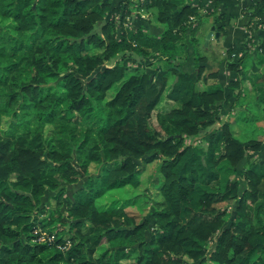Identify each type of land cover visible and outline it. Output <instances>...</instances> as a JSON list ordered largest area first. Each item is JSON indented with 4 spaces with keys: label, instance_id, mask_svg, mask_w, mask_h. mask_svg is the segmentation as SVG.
Masks as SVG:
<instances>
[{
    "label": "trees",
    "instance_id": "trees-1",
    "mask_svg": "<svg viewBox=\"0 0 264 264\" xmlns=\"http://www.w3.org/2000/svg\"><path fill=\"white\" fill-rule=\"evenodd\" d=\"M133 2L0 0V264H264V132L243 127L264 125V0L245 13L262 56L232 59L229 85L199 50L183 66L187 35L195 46L205 17L223 13L205 0L142 2L158 8L157 34L130 25ZM155 161L162 200L140 218L128 207L141 195L102 200ZM51 197L67 214H50ZM226 200L229 215L215 204Z\"/></svg>",
    "mask_w": 264,
    "mask_h": 264
},
{
    "label": "crops",
    "instance_id": "crops-1",
    "mask_svg": "<svg viewBox=\"0 0 264 264\" xmlns=\"http://www.w3.org/2000/svg\"><path fill=\"white\" fill-rule=\"evenodd\" d=\"M149 0H144L148 2ZM208 0H205L207 3ZM255 0H216L211 5L206 7L209 11L218 10L219 13L224 14V19L221 22L214 23V16L209 15L205 17V23L199 32V42L194 46L190 40V34L187 35V51L189 56L183 60V66L186 68L195 67V54L196 49L202 54L208 56L207 66L210 69H219L221 73V82L225 85L230 84L232 78L237 77V72L230 68L229 62L232 59H237L249 52L252 55V61L258 60L254 43L257 39L256 33L249 27V18L245 14L250 9ZM197 4L199 0H192ZM139 0H134L133 9L129 15L130 25L135 28L144 25L154 33H160L164 24L158 19V8L156 6L142 5ZM223 23L224 27L219 29L220 24ZM264 24V20H263ZM214 27V32L208 39L209 31ZM219 32L217 36L216 33ZM229 48H233V52H229ZM150 61L156 60V66H161L162 61L159 54H152L148 58ZM225 110L226 107H225ZM227 113V112H226ZM226 113H223L225 116ZM251 154H256L251 152ZM243 163H246L244 161ZM242 163V165H244Z\"/></svg>",
    "mask_w": 264,
    "mask_h": 264
},
{
    "label": "rangeland",
    "instance_id": "rangeland-1",
    "mask_svg": "<svg viewBox=\"0 0 264 264\" xmlns=\"http://www.w3.org/2000/svg\"><path fill=\"white\" fill-rule=\"evenodd\" d=\"M256 54L258 55L257 57L260 59V57L262 55L260 53H258V51H256ZM247 55H248L247 56L248 59L252 60L253 54L248 52ZM250 62L253 64V61H250ZM257 108L258 107L252 105V112L250 115H256V113H258ZM244 113H246V112H244ZM9 119H10L9 116H5L4 121L2 122V127L4 129H8ZM262 126H264V125H262V123H259L258 121L255 122L252 120L245 121L244 125H243L244 132L248 131V133H250V132L252 133L253 132L252 129L255 128V129H257L258 134L259 133L261 134V132H264V127H262ZM237 128L240 129L239 127H237ZM40 129H41V125H39L38 123L30 124L29 133L33 134L35 131L40 130ZM16 131L20 135L21 133L25 132L26 130L22 126H17ZM43 131H44L43 137L45 138V136H46V138H48L53 133L52 129H51V124H46L45 126H43ZM238 135L241 137V135L239 133H238ZM191 139H192V137H189L188 140H191ZM195 140H196V142H195L196 146L199 147L198 150H201L200 152H203L202 154H204V151L207 148L208 141L198 139V136L196 137ZM202 157H203V160L206 161V153L204 155H202ZM157 166H158V161H155V162L149 164L144 169V171L141 172L140 182L138 185L133 186L131 184L129 186H122V187L111 189V192H109L108 195H106L105 197H103V199L102 198L101 199L104 201H109L110 198H121V197L122 198H132L134 196L141 195L140 198L134 199L133 204L128 207V209H130L131 212H133L134 214H136L138 216V218H140L141 214L144 213L146 208H147L146 204L149 205V203H152V202L154 204H157L160 200H162V196L160 195V193L156 192L155 185L153 184V182H154L153 180L155 178L154 176L156 174H158ZM95 168H96L95 163H92L90 165V169L94 171ZM241 171H242V167H240V170L238 172V177L240 176V179H242L243 183H246L244 181L245 179H244L243 174L240 173ZM222 174L224 175V172H222ZM215 204L221 209H223V208L226 209L228 215L230 213L231 214L234 213L235 200L218 201ZM47 205H48V211L50 212V214H51V211H53L54 216L60 215V212H59L60 209H62L63 212L65 214H67V210H65L63 208V204L57 202V200L54 197H51L49 199V201L47 202ZM60 226L57 225L53 228L56 230L57 227L59 228ZM60 228H62V227H60ZM203 264H207V262H205ZM211 264H217V263L211 261Z\"/></svg>",
    "mask_w": 264,
    "mask_h": 264
},
{
    "label": "built area",
    "instance_id": "built-area-1",
    "mask_svg": "<svg viewBox=\"0 0 264 264\" xmlns=\"http://www.w3.org/2000/svg\"><path fill=\"white\" fill-rule=\"evenodd\" d=\"M139 1L142 3L144 0H139ZM212 3H213L212 0H208L206 4L207 5H211ZM263 20L264 19H256V24H257L256 26L257 27H264ZM36 232L38 233V239L39 240H42V241H53L55 239V233L54 232L47 233L46 231L42 230L41 228L36 229ZM70 243H71V240H70V238L67 237L66 241L63 244L62 243L58 244V247H60L61 249H64L65 246L67 244H70Z\"/></svg>",
    "mask_w": 264,
    "mask_h": 264
},
{
    "label": "water",
    "instance_id": "water-1",
    "mask_svg": "<svg viewBox=\"0 0 264 264\" xmlns=\"http://www.w3.org/2000/svg\"><path fill=\"white\" fill-rule=\"evenodd\" d=\"M213 32H214V27H212V29L209 31V33L207 35L208 39L211 37V35L213 34ZM216 35L218 36L219 35V32H217ZM219 124H220V122L218 121L216 123V125H219Z\"/></svg>",
    "mask_w": 264,
    "mask_h": 264
}]
</instances>
